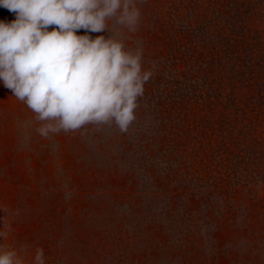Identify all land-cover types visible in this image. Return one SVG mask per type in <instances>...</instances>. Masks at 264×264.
I'll list each match as a JSON object with an SVG mask.
<instances>
[{"label":"rangeland","instance_id":"obj_1","mask_svg":"<svg viewBox=\"0 0 264 264\" xmlns=\"http://www.w3.org/2000/svg\"><path fill=\"white\" fill-rule=\"evenodd\" d=\"M138 7L123 39L152 76L126 132L43 138L0 83V244L25 264H264V0Z\"/></svg>","mask_w":264,"mask_h":264},{"label":"clouds","instance_id":"obj_2","mask_svg":"<svg viewBox=\"0 0 264 264\" xmlns=\"http://www.w3.org/2000/svg\"><path fill=\"white\" fill-rule=\"evenodd\" d=\"M140 3L0 0L16 17L0 19V83L34 113L41 137L90 124L129 129L152 76L143 69L142 48L128 49L123 39V30L135 32L140 24ZM81 29L86 34L77 35ZM105 30L108 38L88 34ZM5 237L0 230V240ZM0 264H25V258L0 244ZM31 264H46L43 248Z\"/></svg>","mask_w":264,"mask_h":264}]
</instances>
